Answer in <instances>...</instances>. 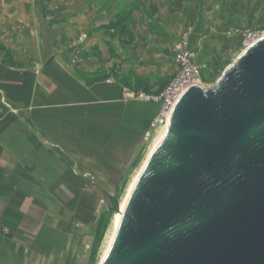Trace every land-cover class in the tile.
Here are the masks:
<instances>
[{"label": "water", "instance_id": "water-1", "mask_svg": "<svg viewBox=\"0 0 264 264\" xmlns=\"http://www.w3.org/2000/svg\"><path fill=\"white\" fill-rule=\"evenodd\" d=\"M103 264H264V39L183 93Z\"/></svg>", "mask_w": 264, "mask_h": 264}, {"label": "crops", "instance_id": "crops-1", "mask_svg": "<svg viewBox=\"0 0 264 264\" xmlns=\"http://www.w3.org/2000/svg\"><path fill=\"white\" fill-rule=\"evenodd\" d=\"M126 1L99 10L93 0H0V264L17 262L18 236H3L1 209L17 208L20 175L32 171L39 140L77 149L98 125L119 136L130 118L131 91L113 78L103 80L102 65L133 56L136 48H163L170 27L187 25V0H138L137 11ZM217 11L200 7L194 19L211 27ZM119 14L130 17L134 43L127 48L101 29ZM82 36L87 39L76 44Z\"/></svg>", "mask_w": 264, "mask_h": 264}, {"label": "rangeland", "instance_id": "rangeland-1", "mask_svg": "<svg viewBox=\"0 0 264 264\" xmlns=\"http://www.w3.org/2000/svg\"><path fill=\"white\" fill-rule=\"evenodd\" d=\"M111 1L93 0V4L102 10ZM137 1L125 4L137 11ZM208 5L219 12L210 17L211 27H200L193 10ZM187 8V25L170 27L162 36L168 38L163 48H136L133 56L102 65L103 80L113 78L132 94L130 118L118 129L119 136L114 138L109 128L98 125L91 128L89 141L65 150L37 138L41 153L32 171L20 175L24 184L20 182L14 202L17 208L1 209L3 236H18L16 264H100L113 233L117 213L113 202L122 204L162 134L144 139L159 104L138 100L136 95L158 97L171 83L176 64L171 45L189 38L203 69L204 89H209L246 51L247 36H264V0H187ZM219 19L221 24H214Z\"/></svg>", "mask_w": 264, "mask_h": 264}, {"label": "built area", "instance_id": "built-area-1", "mask_svg": "<svg viewBox=\"0 0 264 264\" xmlns=\"http://www.w3.org/2000/svg\"><path fill=\"white\" fill-rule=\"evenodd\" d=\"M257 35L250 34L245 40L247 48L264 38H258ZM87 39L82 36L78 39L76 44H81ZM175 54V62L177 65V72L171 83L158 97L148 96L146 94L136 95V99L141 101H150L159 104V110L154 119L150 122L148 128L144 132V139L151 141L163 130L168 127L172 113L183 95V93L193 86H198L204 89V74L203 69L196 61L195 53L190 47L188 37H184L181 41L177 42L173 47ZM131 92L128 96L131 97Z\"/></svg>", "mask_w": 264, "mask_h": 264}, {"label": "bare ground", "instance_id": "bare-ground-1", "mask_svg": "<svg viewBox=\"0 0 264 264\" xmlns=\"http://www.w3.org/2000/svg\"><path fill=\"white\" fill-rule=\"evenodd\" d=\"M263 39H264V38H263ZM259 41H260V40H258L257 42H259ZM257 42H255L254 44H256ZM254 44H252V45H254ZM252 45H250L247 49H249ZM247 49H246V51H247ZM167 131H168V127L166 126V127L163 128V130L161 131L162 134H161V135L158 137V139L156 140L154 146L152 147V149H151V151H150V154H149L147 160L145 161V163L143 164L142 168L140 169V172L137 174V176L134 178L133 182L131 183V185H130V187H129V190H128V193H127V195H126L124 201H123L122 204L120 205L119 211H118V212L116 213V215H115L113 233H112V236H111V238H110V240H109L108 246H107V248H106V250H105V253H104V255H103V258H102V261H101L100 264H103V263H104L106 257L108 256V254H109V252H110V250H111V248H112V245H113V243H114V241H115V239H116V236H117L118 228H119V226H120V224H121V222H122V219H123V213H124V211H125V209H126V207H127V204H128V202H129V199H130V197H131V195H132V192H133V190H134L136 184L138 183V181H139V179H140L142 173L144 172V170H145V168H146V166H147V163H148V161H149L151 155H152L153 152L157 149V147L160 145V143L164 140ZM161 132H160V133H161Z\"/></svg>", "mask_w": 264, "mask_h": 264}, {"label": "trees", "instance_id": "trees-1", "mask_svg": "<svg viewBox=\"0 0 264 264\" xmlns=\"http://www.w3.org/2000/svg\"><path fill=\"white\" fill-rule=\"evenodd\" d=\"M129 18V15L119 14L115 21L101 27L106 32H117L119 42L124 48L130 47L134 43V35L128 30Z\"/></svg>", "mask_w": 264, "mask_h": 264}]
</instances>
